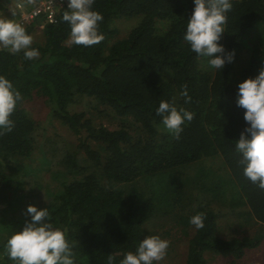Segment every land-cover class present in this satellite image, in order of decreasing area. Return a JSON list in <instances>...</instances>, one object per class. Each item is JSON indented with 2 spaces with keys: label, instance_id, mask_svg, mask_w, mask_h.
<instances>
[{
  "label": "trees",
  "instance_id": "1",
  "mask_svg": "<svg viewBox=\"0 0 264 264\" xmlns=\"http://www.w3.org/2000/svg\"><path fill=\"white\" fill-rule=\"evenodd\" d=\"M231 3L220 43L236 56L223 70L210 68L183 40L193 0H95L104 17L101 43H69L63 10L43 31L26 29L37 39L39 58L0 51V75L24 97L11 117L13 130L0 135V195L21 209L48 172L57 186L44 209L54 226L67 228L75 264H107L113 254L119 264L151 235L152 223H171L166 237L183 230L184 264L239 259L264 239V190L244 177L235 149L247 126L245 110L236 106L237 85L264 66V38L255 35L264 29V0ZM120 21L127 22L123 34ZM184 87L189 103L180 96ZM161 100L193 113L179 138L156 116ZM33 106L49 111L52 128L58 122L67 129V143L54 141L59 130L54 138L46 134ZM189 187L203 194L191 198ZM198 212L206 216L199 230L189 224ZM28 220L18 217L8 229L0 264H14L3 246ZM234 224L233 237L221 234Z\"/></svg>",
  "mask_w": 264,
  "mask_h": 264
},
{
  "label": "clouds",
  "instance_id": "2",
  "mask_svg": "<svg viewBox=\"0 0 264 264\" xmlns=\"http://www.w3.org/2000/svg\"><path fill=\"white\" fill-rule=\"evenodd\" d=\"M95 0H67V10L61 17L70 28L69 43L90 47L105 40L100 31L103 15L94 10ZM193 9L187 19L183 40L198 57H207L212 69L223 70L235 60V50L228 52L220 43L225 32L227 14L232 9L231 0H193ZM14 16L15 14L12 13ZM33 37L21 23L7 17L0 18V47L10 54L23 53L25 60L39 58L40 52L32 47ZM180 96L185 103L191 101L186 87ZM24 97L13 82L0 75V135L11 132L15 126L11 119ZM236 106L245 110L246 127L235 141L236 152L241 156L246 179L264 190V66L257 75L237 85ZM164 129L179 138L183 127L192 121L193 113L173 102L161 100L155 110ZM30 220L21 230L15 231L4 243V253L14 264H75L73 245L67 238V228L54 226L48 208L29 205ZM206 216L198 212L189 224L199 230L204 228ZM169 241L159 235H148L140 240L134 251L123 253L119 264H159L167 255ZM108 255L107 264H115V256Z\"/></svg>",
  "mask_w": 264,
  "mask_h": 264
},
{
  "label": "rangeland",
  "instance_id": "3",
  "mask_svg": "<svg viewBox=\"0 0 264 264\" xmlns=\"http://www.w3.org/2000/svg\"><path fill=\"white\" fill-rule=\"evenodd\" d=\"M122 23L123 21H120L117 24L119 28L122 27L121 29H123V32H122L123 34L127 29V26H126L127 22L125 21L123 24ZM262 30L263 31H257L255 35L257 37L264 38V29ZM33 40L36 41L37 39L34 37ZM32 108H33L32 113H31L32 116H34V118H36L38 121H43L42 128L45 129V131L47 132L46 134L49 135L51 138H54V136L52 135L57 130H59L60 135L58 136L57 134V137L54 138V141H56L57 145H61V143L63 142L67 143V139H66V136L68 134L67 129L59 125L58 122H57V125H55V127L52 128L50 125V123H52V119L49 116V111L47 109H41L39 106H33ZM83 109H84V106L81 108H75V110H78V111L83 110ZM99 123H100L99 121L96 122V124H99ZM103 124L106 126L109 125L106 121H104ZM70 138L73 139L74 137L73 138L70 137ZM54 149L56 150L55 146H54ZM200 171L201 170L199 168L198 172L200 173ZM9 173L11 175L12 171H10ZM44 175H46V177L42 180L43 182L41 181L42 183L36 186L37 188L33 189L31 194H29L30 192L26 193V195L30 198L23 200V205L21 206L22 207L21 209H19V207H16V204L13 202L14 200L10 198L9 195H3L1 193L0 195V244L4 242L6 235L9 233L8 229L12 228L13 226L12 224L16 221L18 217L21 218L22 216H25V218H30L26 213V209L29 205L36 206L39 209H44V206L51 201L52 198L50 197L49 193L52 192L51 188H55L57 185H55L56 182L53 181L54 179L50 175H48V172L44 173ZM24 179H26V177H24ZM28 179H31L30 175L28 176ZM39 187H41L40 190H39ZM152 191L155 195L158 194L155 189H153ZM189 193H190L191 198H197L198 195L200 196L203 194L201 191H197L196 189H193V188H190L188 194ZM9 206L18 208L19 210L18 211L15 210L12 212L9 209ZM23 209H25V212L23 211ZM225 213H227L228 217L230 218L234 217L231 215L232 213L228 209H225ZM235 224L231 225V227L228 226V229L225 228L227 225L223 226V228L220 231L222 232L221 234L224 235L225 237L227 236L233 237L236 233L234 229L237 225ZM171 226H172L171 223H168L166 225L164 224L162 226L163 228L162 229L160 226H157V225L155 226L154 223H152V225L150 226L148 230L149 234L159 235L162 239H166L169 241V248L167 250V255L163 261L159 262V264H184L187 242L189 241V238L184 237L183 230L179 228L178 230H173L169 234V236L166 237L163 233L167 231L168 228H170ZM240 229H243V228H240ZM255 229L251 230L249 234L251 233L252 235H255V232H254ZM215 258H218V257H215ZM232 261L234 262V264H264V239L261 240V243L258 247H255L253 250L247 251L242 258L235 259L232 256H227V258L222 259V260L209 258V264H231Z\"/></svg>",
  "mask_w": 264,
  "mask_h": 264
},
{
  "label": "built area",
  "instance_id": "4",
  "mask_svg": "<svg viewBox=\"0 0 264 264\" xmlns=\"http://www.w3.org/2000/svg\"><path fill=\"white\" fill-rule=\"evenodd\" d=\"M63 10H67V0H5L0 18L15 19L25 29L33 27L43 31L48 25L56 22L60 11ZM3 50L0 47V51Z\"/></svg>",
  "mask_w": 264,
  "mask_h": 264
}]
</instances>
